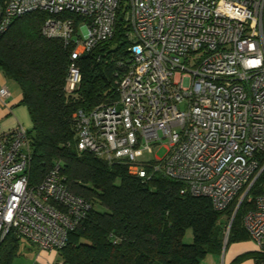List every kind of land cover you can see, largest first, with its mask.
I'll return each instance as SVG.
<instances>
[{"label":"built area","instance_id":"obj_1","mask_svg":"<svg viewBox=\"0 0 264 264\" xmlns=\"http://www.w3.org/2000/svg\"><path fill=\"white\" fill-rule=\"evenodd\" d=\"M36 10L50 14L41 33L70 47L67 93L81 81L79 59L113 36L118 16L127 28L115 98L72 114L77 150L142 181L175 180L216 210L240 194L239 204L252 202L242 225L264 264V183L248 195L264 169V0H0V34ZM8 96L0 87L1 104ZM27 130L0 127V241L12 233L59 250L91 204L62 180L59 162L29 182ZM163 141L165 153L153 154Z\"/></svg>","mask_w":264,"mask_h":264},{"label":"trees","instance_id":"obj_2","mask_svg":"<svg viewBox=\"0 0 264 264\" xmlns=\"http://www.w3.org/2000/svg\"><path fill=\"white\" fill-rule=\"evenodd\" d=\"M49 16L36 10L11 22L0 34V69L17 84L19 102L31 120L27 128L31 146L29 182H39L59 162L62 180L91 204L86 217L69 232L65 246L57 250L59 261L203 264L208 254H219L224 246L246 240L242 217L252 206L246 198L239 204L227 232V221L239 196L225 209L216 210L208 197L182 192L183 185L175 180L156 176L142 181L124 164H108L91 152L77 150L72 114L115 98L114 81L121 70L118 63L128 56L127 28L118 16L113 36L79 59L81 81L74 92L67 93L64 80L70 47L41 33ZM263 183L264 169L248 195L256 196ZM188 229L192 241L186 243L183 237ZM19 243L12 233L0 241V264H11ZM253 257L255 264H260L261 256L255 253Z\"/></svg>","mask_w":264,"mask_h":264},{"label":"crops","instance_id":"obj_3","mask_svg":"<svg viewBox=\"0 0 264 264\" xmlns=\"http://www.w3.org/2000/svg\"><path fill=\"white\" fill-rule=\"evenodd\" d=\"M6 87L9 96L5 105L0 103V127L3 130L11 129L18 124L31 127L27 109L20 104V90L15 83L8 79L0 69V87ZM28 124V125H27ZM256 253V246L249 237L246 240L236 241L224 246L219 254H212V264H230L236 257L245 255L236 264H255L253 255ZM42 259V257H41ZM44 261V260H43Z\"/></svg>","mask_w":264,"mask_h":264},{"label":"rangeland","instance_id":"obj_4","mask_svg":"<svg viewBox=\"0 0 264 264\" xmlns=\"http://www.w3.org/2000/svg\"><path fill=\"white\" fill-rule=\"evenodd\" d=\"M15 85L17 84L15 83ZM164 144H166V141H163L162 144L159 146L156 147L153 146V154L157 156H162L165 153V149L163 147ZM153 154L144 152L140 158L149 159L153 157ZM96 208H99V205H96ZM227 224H229V220L227 221ZM183 241L186 243L192 241V232L190 229L186 230L183 237ZM58 261H59V254L57 250L40 249L37 246L28 242L26 239L21 238L19 243L18 254L15 257H13L11 264H51ZM211 262H212V254H208L202 260L203 264H212Z\"/></svg>","mask_w":264,"mask_h":264},{"label":"water","instance_id":"obj_5","mask_svg":"<svg viewBox=\"0 0 264 264\" xmlns=\"http://www.w3.org/2000/svg\"><path fill=\"white\" fill-rule=\"evenodd\" d=\"M238 205H239V203H238ZM238 205L236 206V208H235V210H234V212H233V214H232V216H231V218H230V220H229L228 229H229V226H230V224H231V221H232V219H233V217H234V214H235V212H236V210H237ZM226 239H227V236L225 237V240H226Z\"/></svg>","mask_w":264,"mask_h":264}]
</instances>
